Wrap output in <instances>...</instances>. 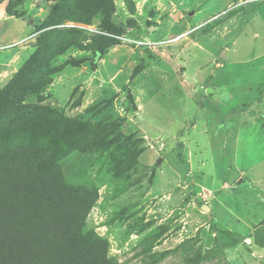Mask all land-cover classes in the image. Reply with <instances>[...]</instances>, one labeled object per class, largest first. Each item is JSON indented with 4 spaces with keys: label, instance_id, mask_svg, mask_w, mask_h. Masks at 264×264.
<instances>
[{
    "label": "rangeland",
    "instance_id": "rangeland-1",
    "mask_svg": "<svg viewBox=\"0 0 264 264\" xmlns=\"http://www.w3.org/2000/svg\"><path fill=\"white\" fill-rule=\"evenodd\" d=\"M111 2L0 0V151L59 115L116 264H264V0Z\"/></svg>",
    "mask_w": 264,
    "mask_h": 264
},
{
    "label": "trees",
    "instance_id": "trees-1",
    "mask_svg": "<svg viewBox=\"0 0 264 264\" xmlns=\"http://www.w3.org/2000/svg\"><path fill=\"white\" fill-rule=\"evenodd\" d=\"M99 5L101 14L110 17L111 0H100ZM57 118L40 120L37 131L38 123L33 125L31 135L36 131L41 142L17 140L0 151V264H116L108 256L107 241L84 232L97 193L65 179L57 158L68 143H56V132L64 127ZM90 123L71 127L67 138L73 149L79 143L75 133L82 134L83 145L85 136L98 147L120 140L118 125Z\"/></svg>",
    "mask_w": 264,
    "mask_h": 264
},
{
    "label": "water",
    "instance_id": "water-1",
    "mask_svg": "<svg viewBox=\"0 0 264 264\" xmlns=\"http://www.w3.org/2000/svg\"><path fill=\"white\" fill-rule=\"evenodd\" d=\"M224 52H225V51H222L221 56H223ZM203 210H205V211H209V208H208L207 206H204V207H203Z\"/></svg>",
    "mask_w": 264,
    "mask_h": 264
},
{
    "label": "crops",
    "instance_id": "crops-1",
    "mask_svg": "<svg viewBox=\"0 0 264 264\" xmlns=\"http://www.w3.org/2000/svg\"><path fill=\"white\" fill-rule=\"evenodd\" d=\"M16 21H21L23 24H24V22L22 21V20H16ZM25 28H24V26H21V30H24ZM27 29H29V28H27ZM7 65V64H6Z\"/></svg>",
    "mask_w": 264,
    "mask_h": 264
}]
</instances>
